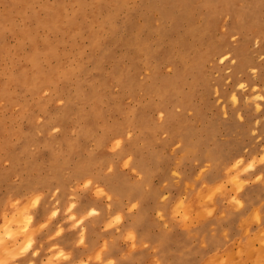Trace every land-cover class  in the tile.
Instances as JSON below:
<instances>
[{
    "label": "rangeland",
    "instance_id": "obj_1",
    "mask_svg": "<svg viewBox=\"0 0 264 264\" xmlns=\"http://www.w3.org/2000/svg\"><path fill=\"white\" fill-rule=\"evenodd\" d=\"M117 1L0 0V264H264V0Z\"/></svg>",
    "mask_w": 264,
    "mask_h": 264
},
{
    "label": "bare ground",
    "instance_id": "obj_2",
    "mask_svg": "<svg viewBox=\"0 0 264 264\" xmlns=\"http://www.w3.org/2000/svg\"><path fill=\"white\" fill-rule=\"evenodd\" d=\"M115 1H116V0H115ZM119 1H120V0H119ZM119 1H117V3H118ZM124 1H125V0H124ZM124 1H121V2H124ZM142 1H143V0H142ZM243 1H244V0H243ZM60 2H61V1H60ZM223 3H224V2H223ZM141 4H142V2H141ZM57 5H58V3L56 4V6H57ZM117 5H119V4H117ZM103 6H104V5H103ZM103 6H102V7H103ZM138 6H139V5H138ZM158 6H159V4H158ZM217 6H218V5H217ZM102 7H101V8H102ZM114 7H115V6H114ZM180 7H181V6H180ZM184 7H185V6H184ZM103 8H104V7H103ZM123 8H124V7H123ZM161 8H162V7H161ZM118 9H120V8H118ZM173 9H174V8H173ZM175 9H176V8H175ZM186 9H187V8H186ZM246 9H247V8H246ZM52 10H53V9H52ZM161 10H162V9H161ZM163 10H164V9H163ZM50 11H51V7H49V9H48V12H50ZM126 11H127V9H126ZM159 11H160V9H159ZM242 11H244V10L242 9ZM242 11H241V12H242ZM146 12H147V10H146ZM125 13H126V12H125ZM130 13H131V12H130ZM130 13H129V14H130ZM142 13H144V12H142ZM160 13H161V12H160ZM189 13H190V12H189ZM187 14H188V13H187ZM208 14H209V13H208ZM252 14H253V13H252ZM66 15H67V14H66ZM163 15H164V14H162V17H163ZM205 15H206V13H205ZM211 15H212V14H211ZM239 15H240V14H239ZM248 15H249V14H248ZM50 16H51V15H50ZM132 16H133V15H132ZM148 16H149V14H147V18H148ZM167 16H169V15L167 14ZM171 16H172V15H171ZM127 17H128V16H127ZM144 17H145V16H144ZM162 17H161V18H162ZM239 17H240V16H239ZM51 18H52V17H51ZM129 18H132V17H129ZM161 18H160V19H161ZM164 18H165V17H164ZM217 18H218V17H217ZM70 19H71V18H70ZM70 19H69V20H70ZM52 20H53V21H52V24H53L55 27H58V25H60V24H63V25H65L66 27H69L70 25H68V24L71 23V22L69 23L68 19H67L65 16H63V15H56L55 18L52 19ZM72 20H73V19H72ZM148 20H149V19H148ZM172 20H173V19H172ZM165 21H166V19H165ZM107 22H110V20H108ZM114 22H115V21H114ZM125 22H126V21H125ZM149 22H150V21H149ZM158 22H159V21H158ZM181 22H182V21H181ZM240 22H241V21H240ZM246 22H247V21H246ZM45 23H49V24H50V20H49V19H46ZM72 23H73V22H72ZM117 23H119V22H117ZM134 23H135V22H134ZM159 23H160V22H159ZM165 23H166V22H165ZM165 23H164V24H165ZM167 23H169V22H167ZM183 23H184V22H183ZM193 23H194V22H193ZM238 23H239V22H238ZM144 24H146V23H144ZM155 24H156V23H155ZM164 24H163V25H164ZM187 24H188V23H187ZM187 24H186V25H187ZM253 24H254V23H253ZM117 25H118V24H117ZM119 25H120V24H119ZM157 25H158V24H157ZM167 25H168V24H167ZM182 25H183V24H182ZM188 25H189V24H188ZM193 25H194V24H193ZM251 25H252V24H251ZM49 26H51V25H49ZM124 26H126V25H124ZM141 26H142V25H141ZM239 26H240V25H239ZM244 26H245V25H244ZM117 27H119V26H117ZM187 27H188V26H187ZM189 27H190V25H189ZM189 27H188V28H189ZM191 27H192V26H191ZM193 27H194V26H193ZM158 28H159V27H158ZM165 28H166V27H165ZM184 28H185V27H184ZM194 28H195V27H194ZM242 28H244V27L242 26ZM182 29H183V28H182ZM195 29H196V28H195ZM186 30H187V29H186ZM186 30H185V31H186ZM200 30H201V29H200ZM117 31H118V30H117ZM133 31H134V30H133ZM140 31H141V30H140ZM140 31H139V32H140ZM144 31H145V30H144ZM178 31H179V30H178ZM113 32H114V31H113ZM128 32H129V31H128ZM183 32H184V31H183ZM200 32H201V31H200ZM118 33H121V31H119ZM189 33H190V32H189ZM194 33H195V32H194ZM247 33H248V32H247ZM131 34H132V33H131ZM146 34H147V33H146ZM151 34H152V33H151ZM199 34H200V33H199ZM110 35H112V34H110ZM137 35H139V34H137ZM144 35H145V34H144ZM112 36H113V35H112ZM125 36H126V34H125ZM132 36H133V35H132ZM115 37H116V36H115ZM118 37H119V36H118ZM136 37H137V36H136ZM161 37H162V36H161ZM175 37H176V36H174V38H175ZM107 38H108V37H107ZM113 38H114V37H113ZM187 38H188V37H187ZM114 39H115V38H114ZM119 39H120V38H119ZM125 39H126V38H125ZM164 39H165V38H164ZM176 40H177V39H176ZM126 41H127V40H126ZM142 41H143V40H142ZM105 42H106V41H105ZM138 42H139V41H138ZM144 42H145V41H144ZM135 43H136V42H135ZM140 43H141V42H140ZM140 43H139V44H140ZM172 43H173V42H172ZM143 44H144V43H143ZM106 45H107V42H106ZM133 45H134V44H133ZM140 45H141V44H140ZM172 45H173V44H172ZM130 46H131V45H130ZM149 46H150V45H149ZM159 46H160V45H159ZM150 48H151V47H150ZM150 48H149V49H150ZM105 49H106V48H105ZM124 49H125V48H124ZM151 49H152V48H151ZM170 49H171V48H170ZM193 49H194V48H193ZM193 49L191 48V50H193ZM129 50H130V49H129ZM154 50H155V49H154ZM188 50H189V49H188ZM194 50H195V49H194ZM127 51H128V50H127ZM171 51H172V50H171ZM178 51H179V49H178ZM154 52H155V51H154ZM156 52H157V51H156ZM167 52H168V51H167ZM188 52H189V51H188ZM162 53H163V52H162ZM189 53H190V52H189ZM192 53H193V52H192ZM147 54H148V53H147ZM151 54H152V53H151ZM151 54H150V56H151ZM160 54H161V53H160ZM160 54H159V55H160ZM186 54H187V52H186ZM167 55H168V54H167ZM173 55H174V54H173ZM176 55H177V53H176ZM147 56L149 57V54H148ZM162 56H163V55H162ZM184 56H185V55H184ZM129 57H130V56H129ZM152 57H153V56H152ZM163 57H165V56H163ZM142 58H143V57H142ZM155 58H156V57H155ZM169 58H170V57H169ZM134 60H135V59H134ZM137 60H138V59H137ZM158 60H159V59H158ZM162 60H163V59H162ZM182 60H183V59H182ZM132 61H133V60H132ZM135 61H136V60H135ZM165 61H166V60H165ZM158 62H159V61H158ZM160 62H161V61H160ZM178 62H179V61H178ZM172 63H173V62H172ZM177 65H178V63H177ZM180 65H181V64H180ZM180 65H179V66H180ZM180 67H181V66H180ZM176 69H178V68H176ZM212 160H213V159H212ZM241 162H242V161H241ZM253 162H254V161H253ZM254 164H255V163H254ZM252 167H254V166H252ZM253 169H255V168H253ZM137 172H138V171H137ZM248 172H249V171H248ZM251 172H252V171H251ZM141 174H142V173H141ZM223 174H224V173H223ZM236 176H237V175H236ZM243 176H244V175H243ZM220 177H221V176H220ZM260 177H261V176H260ZM260 177H259V178H260ZM241 178H242V177H241ZM259 178H258V179H259ZM210 179H212V177H210ZM48 182H49V181H48ZM38 185H39V184H38ZM243 188H244V187H243ZM34 189H36V188H34ZM195 191H196V190H195ZM191 192H192V191H191ZM221 195H223V194H221ZM229 196H230V195H229ZM229 196H228V197H229ZM221 197H222V196H221ZM224 197H225V196H224ZM222 198H223V197H222ZM51 201H52V200H51ZM133 201H134V200H133ZM251 201H253V200H251ZM221 203H222V202H221ZM200 204H201V203H200ZM200 204H199V205H200ZM204 204H205V203H204ZM134 206H135V205H134ZM134 206H133V207H134ZM204 206H205V205H203V206H201V207L204 208ZM206 206H207V203H206ZM206 206H205V207H206ZM251 208H252V207H251ZM202 211H203V210H202ZM223 211H224V210H223ZM246 211H247V210H246ZM17 213H19V212H17ZM197 213H198V212H197ZM202 213H206V212H202ZM256 213H257V211H256ZM234 214H235V213H234ZM234 214H233V215H234ZM245 214H246V213H245ZM197 216H200V215H197ZM245 216H246V215H245ZM30 221H31V220H30ZM239 224H240V223H239ZM247 224H248V222H247ZM247 226H248V225H247ZM261 226H262V225H261ZM263 226H264V225H263ZM169 228H170V227H169ZM190 228H191V226H190ZM214 231H215V230H214ZM222 231H223V230H222ZM240 231H241V230H240ZM191 232H193V231H191ZM263 232H264V231H263ZM133 234H134V233L129 234V235L131 236V238H132ZM186 234H187V233H186ZM165 235H166V234H165ZM238 236H239V235H238ZM236 237H237V236H236ZM239 237H240V236H239ZM239 237H238V238H239ZM199 238H200V237H199ZM245 238H246V236H245ZM263 238H264V237H263ZM263 238H262V239H263ZM23 239H24V237H23ZM132 239H133V238H132ZM132 239H131V242L133 241ZM256 239H257V238H256ZM259 240H261V238H260ZM259 240H258V241H259ZM18 241H19V240H18ZM142 241H143V240H142ZM231 241H232V240H231ZM245 241H246V240H245ZM258 241H257V243H259L260 245H262V244L264 243V242L262 243V241H259V242H258ZM161 242H162V241H161ZM205 245H206V244H205ZM225 245H226V244H225ZM8 246H9V245H8ZM250 246H251V245H250ZM204 247H205V246H204ZM222 247H223V246H222ZM253 247H254V244L252 245V247H249V248L252 249ZM1 248H3V247L0 246V249H1ZM255 248H256V249H255ZM151 249H152V248H151ZM218 249H219V248H218ZM257 249H260V250H261V249H263V246H262V247L260 246L259 248H258V247H254L253 250L256 251ZM6 250H7V249H5L4 251H6ZM71 250H72V249H71ZM247 250H248V248H247ZM4 251L2 252V254L4 253ZM255 251H254V252H255ZM251 252H252V250H250V253H249V254H251ZM257 252H258V250H257ZM5 253L7 254V252H5ZM212 253H213V252H212ZM252 253H253V252H252ZM260 253H262V252L260 251ZM260 253H259V254H260ZM249 254H248V255H249ZM253 254H255V253H253ZM263 254H264V252H263ZM257 255H258V254L256 253V256L254 255L255 257H254V256H253V257L256 258ZM259 256H261V255H259ZM253 257H250V258H248V259L251 260V258H253ZM202 258H203V257H202ZM248 259H247V260H248ZM73 260H74V259H73ZM243 260H244V259H243ZM252 260H253V259H252ZM262 262H263V260H262ZM73 263H74V262H73ZM73 263H71V264H73ZM75 264H76V263H75Z\"/></svg>",
    "mask_w": 264,
    "mask_h": 264
},
{
    "label": "crops",
    "instance_id": "obj_3",
    "mask_svg": "<svg viewBox=\"0 0 264 264\" xmlns=\"http://www.w3.org/2000/svg\"><path fill=\"white\" fill-rule=\"evenodd\" d=\"M246 196H247V200H248V202L251 201L250 199H252V198H251V197H252V193H251L250 190H248ZM249 204H251V203L249 202ZM237 216H239V215L235 213L234 218H237ZM234 230H235V228H234Z\"/></svg>",
    "mask_w": 264,
    "mask_h": 264
}]
</instances>
